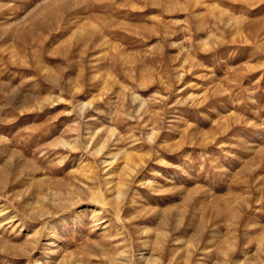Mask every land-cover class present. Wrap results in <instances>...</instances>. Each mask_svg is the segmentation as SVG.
Instances as JSON below:
<instances>
[{
    "label": "rangeland",
    "instance_id": "1",
    "mask_svg": "<svg viewBox=\"0 0 264 264\" xmlns=\"http://www.w3.org/2000/svg\"><path fill=\"white\" fill-rule=\"evenodd\" d=\"M0 264H264V0H0Z\"/></svg>",
    "mask_w": 264,
    "mask_h": 264
}]
</instances>
